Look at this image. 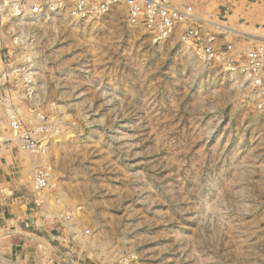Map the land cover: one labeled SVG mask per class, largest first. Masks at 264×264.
<instances>
[{"label":"rangeland","instance_id":"obj_1","mask_svg":"<svg viewBox=\"0 0 264 264\" xmlns=\"http://www.w3.org/2000/svg\"><path fill=\"white\" fill-rule=\"evenodd\" d=\"M125 20L124 9L87 21L0 19V151L42 264H264V114L249 83L177 36L154 45ZM198 24L222 52L245 41ZM252 35L262 44L253 37L264 27ZM26 60L33 83L10 80V65ZM11 110L32 122L44 114L45 159L12 139ZM47 163L55 184L32 213L34 175Z\"/></svg>","mask_w":264,"mask_h":264},{"label":"built area","instance_id":"obj_2","mask_svg":"<svg viewBox=\"0 0 264 264\" xmlns=\"http://www.w3.org/2000/svg\"><path fill=\"white\" fill-rule=\"evenodd\" d=\"M117 9L125 10V21L129 28L143 29L154 45L166 43L177 36L181 43L191 46L204 63H222L230 72L241 75L249 83L257 111L264 114V42L255 44L243 56L231 55L236 50L233 44L222 52L216 36L205 34L198 23L214 24L193 15L190 7L178 8L170 0H0V19L21 20L33 17L48 20L60 17L87 21L106 16ZM224 33L226 39L234 35L227 31ZM28 67L27 60L15 67L11 64L8 78L12 80L13 75L21 76L23 82L32 84L33 78L28 73ZM7 116L9 131L19 148L44 159L49 152L53 134L44 114L37 113L34 122L21 119L12 110L8 111ZM53 174L49 163L35 173L32 194H37V197L33 201L32 213L47 205L46 193L55 184ZM28 211L30 208L27 207L26 213ZM13 230H1L0 243L11 238L16 229ZM38 251L40 255L31 261L28 255H14L6 246L0 245V264H42L41 259L45 258L42 247Z\"/></svg>","mask_w":264,"mask_h":264},{"label":"crops","instance_id":"obj_3","mask_svg":"<svg viewBox=\"0 0 264 264\" xmlns=\"http://www.w3.org/2000/svg\"><path fill=\"white\" fill-rule=\"evenodd\" d=\"M178 7L196 8L202 7L206 13L223 18L230 26L228 28L247 34L246 36L234 35L244 38L245 41L235 44L238 56L245 55L246 51L252 47V35L254 31L264 27V0H170ZM226 15V16H225ZM249 35V36H248ZM257 37V36H256ZM254 46V45H253ZM0 151V231L10 228L16 229L11 238L2 241L1 246H6L14 255H28L37 258L40 255L38 251L41 244L34 238L33 240V219L28 216L22 208L17 209V202L14 197L18 194L16 187L17 179L11 170V161L7 162ZM16 182V183H14ZM20 212V213H19ZM30 227H33L31 230ZM46 239V238H45ZM37 241L39 246L35 247ZM48 241L43 242L45 245ZM44 247V246H43Z\"/></svg>","mask_w":264,"mask_h":264},{"label":"bare ground","instance_id":"obj_4","mask_svg":"<svg viewBox=\"0 0 264 264\" xmlns=\"http://www.w3.org/2000/svg\"><path fill=\"white\" fill-rule=\"evenodd\" d=\"M30 20V19H34L33 17H27V18H23V19H21V20ZM214 24V26H216V28H218L220 31H227V32H230L231 34H235V35H243V36H246V34H244V33H240V32H237L236 30L234 31V30H232V29H228L226 26H224V25H217V23H213ZM212 27V26H211ZM223 31V32H224ZM249 36V35H248ZM253 38H257L259 41H264V39L263 38H258V37H253ZM70 152L71 151H66L65 153H66V157H68V156H70ZM71 153H73V152H71ZM46 156V155H45ZM71 157H73V156H71ZM45 159V158H44ZM70 159V158H69ZM72 160H73V158H72ZM34 164V163H33ZM34 167H36V165L34 166ZM28 168V167H27ZM29 168H31V167H29ZM32 172V171H31Z\"/></svg>","mask_w":264,"mask_h":264}]
</instances>
